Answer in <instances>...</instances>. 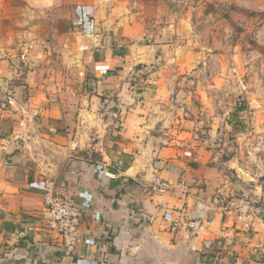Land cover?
I'll use <instances>...</instances> for the list:
<instances>
[{
	"label": "crops",
	"instance_id": "0c3cea01",
	"mask_svg": "<svg viewBox=\"0 0 264 264\" xmlns=\"http://www.w3.org/2000/svg\"><path fill=\"white\" fill-rule=\"evenodd\" d=\"M118 5L0 0V258L264 264V173L221 159L216 118L171 109L167 77L149 62L153 49L146 46L147 60H132L138 50L129 40L143 28L120 16ZM153 179L173 187L153 194ZM47 181L81 211V240L71 255L43 222ZM215 195L247 200V219L211 206L197 236L169 232L172 221Z\"/></svg>",
	"mask_w": 264,
	"mask_h": 264
},
{
	"label": "rangeland",
	"instance_id": "374dc122",
	"mask_svg": "<svg viewBox=\"0 0 264 264\" xmlns=\"http://www.w3.org/2000/svg\"><path fill=\"white\" fill-rule=\"evenodd\" d=\"M118 6L120 16L143 28L129 40L138 50L132 60H147L146 46L153 49L149 62L167 77L171 109L216 118L221 159L264 173V0H119Z\"/></svg>",
	"mask_w": 264,
	"mask_h": 264
},
{
	"label": "built area",
	"instance_id": "2783aa9c",
	"mask_svg": "<svg viewBox=\"0 0 264 264\" xmlns=\"http://www.w3.org/2000/svg\"><path fill=\"white\" fill-rule=\"evenodd\" d=\"M22 60L24 58H21ZM198 137H195L197 140ZM185 157H191L190 152L184 153ZM114 166L117 171H120L123 167L121 160H115ZM108 175V174H107ZM112 176V175H108ZM172 184L168 181H162L153 179L148 188L153 194H163L172 189ZM178 193L183 195L185 191L184 181L181 180L176 185ZM44 212L43 222L45 223L46 229L56 239L59 240L61 248L66 255L74 253L76 247L80 243V223H81V211L73 198L67 194L61 193L58 185L54 181H47L44 184ZM247 200H234L229 201L222 195H215L207 202H198L195 204V210L190 214H185L183 218L174 220L169 225V232L176 234L179 230H183L189 236H197L203 223L208 219V212L210 207H220L222 210H229L233 208L238 214V219H247V213L251 208L249 207ZM245 223L244 227H248ZM205 247L211 248V244H205Z\"/></svg>",
	"mask_w": 264,
	"mask_h": 264
}]
</instances>
